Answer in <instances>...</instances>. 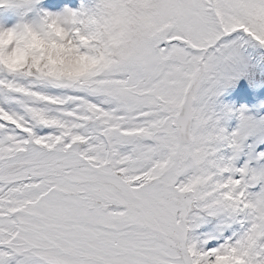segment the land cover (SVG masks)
<instances>
[{"label": "snow or ice", "instance_id": "snow-or-ice-1", "mask_svg": "<svg viewBox=\"0 0 264 264\" xmlns=\"http://www.w3.org/2000/svg\"><path fill=\"white\" fill-rule=\"evenodd\" d=\"M79 14L111 42L104 70L0 71V264H264V0Z\"/></svg>", "mask_w": 264, "mask_h": 264}, {"label": "clouds", "instance_id": "clouds-1", "mask_svg": "<svg viewBox=\"0 0 264 264\" xmlns=\"http://www.w3.org/2000/svg\"><path fill=\"white\" fill-rule=\"evenodd\" d=\"M42 12L47 15L0 26V71L73 81L104 70L111 42L99 21L79 8Z\"/></svg>", "mask_w": 264, "mask_h": 264}, {"label": "rangeland", "instance_id": "rangeland-1", "mask_svg": "<svg viewBox=\"0 0 264 264\" xmlns=\"http://www.w3.org/2000/svg\"><path fill=\"white\" fill-rule=\"evenodd\" d=\"M89 3L90 0H41L36 5L38 11L59 12L68 7L70 9H78L81 3ZM35 18V13H30L25 21H30ZM20 19L19 14L13 9H0V26L10 27L17 23Z\"/></svg>", "mask_w": 264, "mask_h": 264}]
</instances>
